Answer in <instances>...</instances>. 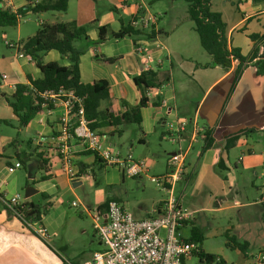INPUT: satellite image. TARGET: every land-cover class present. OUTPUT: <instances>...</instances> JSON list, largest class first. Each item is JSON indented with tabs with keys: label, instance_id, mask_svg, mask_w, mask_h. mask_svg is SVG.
<instances>
[{
	"label": "crops",
	"instance_id": "crops-1",
	"mask_svg": "<svg viewBox=\"0 0 264 264\" xmlns=\"http://www.w3.org/2000/svg\"><path fill=\"white\" fill-rule=\"evenodd\" d=\"M8 1L6 8L14 11L38 0ZM146 5L147 0H69L65 12L29 13L16 26L0 28L3 38L9 28L16 30L12 39H4V47H0V94L11 95L15 84L27 83V76L41 78L35 62L19 57L16 48V43L34 35L41 23L75 21L86 29L87 38L75 42L84 49L79 58L80 80H106L110 87L109 105L114 111H124L127 105L139 102L140 92L132 78L139 73L147 53L152 57V70L162 81L159 88L147 92L149 103L141 109L139 126L122 124L95 130L104 149L145 161L147 170L137 177H127L116 166H106L76 139L69 140L72 174L64 172L55 153L64 106L57 104L37 114L28 125L18 127L17 117L0 96V106L7 108L6 116L0 119L8 120L14 130L13 135L0 137V264H80L88 259L92 252L101 249L93 228L94 212L104 213L106 203L116 200L135 218L156 215L165 194L148 176L165 173L170 154L178 150L184 153L185 161L175 190L181 203L194 213L241 207V191L248 188L256 191V202L264 197V181L258 184L254 179H240L250 169L256 177L264 175V75L256 74L249 64L230 90L238 62L233 61L227 70L210 65L211 56L201 47L188 15L181 18L188 20L184 23L188 25L174 42L162 37L164 31L158 23L154 25V36H137L136 42L146 49L143 55L135 53L132 37L112 39L110 31L129 24L133 15L150 13ZM210 8L221 14L229 46L239 48L247 56L252 48L248 35L264 29V4L244 0L237 6L236 0H211ZM29 16L34 22L28 20ZM99 26L109 29L102 43L98 41ZM104 57L116 61L104 63ZM43 61L68 64L67 56L56 50L44 53ZM106 105L102 101L100 108ZM181 118L190 122L173 141L166 122ZM248 127L258 131L240 137L230 149L224 148L225 136ZM207 128L212 129L214 141L203 150ZM167 141L172 145H167ZM38 154L47 160L42 167L38 166ZM16 161L21 167L8 173L7 166ZM137 186L139 197L131 195ZM146 191L150 195L144 204L142 196ZM15 193L21 194V203L38 208L39 219H27L31 228L3 204V197ZM73 201L76 207L72 206ZM35 207L30 214L37 211ZM40 229L44 230L43 235L38 232Z\"/></svg>",
	"mask_w": 264,
	"mask_h": 264
},
{
	"label": "trees",
	"instance_id": "trees-1",
	"mask_svg": "<svg viewBox=\"0 0 264 264\" xmlns=\"http://www.w3.org/2000/svg\"><path fill=\"white\" fill-rule=\"evenodd\" d=\"M69 0H38L36 2L29 1L27 4L16 8L14 11L3 7L0 4V28L8 26H16L20 19L29 13L37 14L40 12H65ZM187 3V15L193 22L194 29L198 34L201 47L211 56L210 65H219L224 70L231 67L233 61L238 64L234 71V79L230 90L233 89L239 80L243 70L249 64L255 68L258 75H264V29L261 33L248 35L252 42V48L247 56H243L240 49L229 46L225 35V23L221 14L212 11L210 8L211 0H184ZM244 0H236L238 3ZM260 2L263 0H252ZM136 19L133 15L132 20ZM108 28L104 26L98 27V41H105L104 35L108 32ZM112 39H120L123 37H132L136 44L137 36L150 38L154 36V25L150 31H145L134 27L130 22L127 25L121 24L116 32L110 31ZM86 29L77 25L75 21L41 23L36 33L24 40L16 43V48L23 55L30 57L36 67L41 72V78L33 79L27 76V83H17L11 95L0 94L5 103L11 108L13 114L18 119V127H24L37 115L54 107L50 98H44L42 94L47 91H58L59 89L71 91L74 96L81 99L84 107V117L88 121V126L92 130H97L104 126L118 127L122 124L141 123V109L148 105L149 100L147 92L150 89L159 88L162 81L157 79L155 70L143 69L139 66V73L133 76V82L140 92V99L136 105H127L124 111H114L110 108V87L106 80L97 79L89 83H83L79 74V58L83 52V48L76 46L75 42L79 39H86ZM49 50H56L61 55L67 56L68 64L60 65L56 62H44L43 55ZM104 63H113L116 58H102ZM1 79V78H0ZM106 102V107L101 109V102ZM157 105L158 102L153 103ZM0 122L9 124L5 119ZM258 129L248 127L240 129L230 135L224 137V148L230 149L236 141L243 136L256 132ZM120 133V131H117ZM212 129L205 130L204 144L202 149H206L213 143L211 136ZM39 159V167L47 163V160L41 154L37 155ZM30 208V209H27ZM34 205L23 203L18 211L27 220L33 218L38 220L40 215L38 208L36 214H30L34 209ZM262 220L264 221V210L262 212ZM227 244L233 249L239 250L246 256L248 242L239 240L236 236L225 234ZM191 241L198 244L196 256L199 261L206 263L214 262L215 255L205 253L200 247L203 239L202 231L192 224L190 228ZM222 260L214 264H222Z\"/></svg>",
	"mask_w": 264,
	"mask_h": 264
},
{
	"label": "built area",
	"instance_id": "built-area-1",
	"mask_svg": "<svg viewBox=\"0 0 264 264\" xmlns=\"http://www.w3.org/2000/svg\"><path fill=\"white\" fill-rule=\"evenodd\" d=\"M3 7H9L8 0H0ZM157 17L151 13L136 17L130 23L139 29L151 28L156 24ZM8 44V43H7ZM137 55H143L146 49L143 45L134 44ZM23 57V53H18ZM28 57V56H25ZM31 59L30 57H28ZM152 57L146 55L143 69H152L149 64ZM160 60L157 59V63ZM50 98L53 105L61 104L64 112L58 121V142L55 147L56 156L62 170L72 174V154L69 140L76 139L92 153L96 154L106 166H116L127 177H137L146 172L144 160L134 159L131 155L120 156L104 149L98 140L95 130L88 126L84 117V107L81 99L71 91L59 89L42 94ZM189 119L181 118L167 121L170 138L176 141L189 124ZM184 153L180 150L170 154L166 171L159 176H148L151 182L157 184L165 196L159 203L157 214L147 218H135L120 202L109 200L104 213L97 210L92 216L93 228L99 238L101 249L91 253L90 257L80 264H187L189 258L198 251V244L184 236L182 229L193 220L194 211L181 203L175 190L177 182L184 173ZM21 167L19 161L7 166V172L12 173ZM21 194L15 193L3 197L5 208L17 216L24 226L31 228V223L18 211L23 204ZM264 204V197L261 198ZM76 207V201L72 202ZM43 235L44 230H38ZM219 258H214V263ZM253 264H264V252L258 253Z\"/></svg>",
	"mask_w": 264,
	"mask_h": 264
},
{
	"label": "rangeland",
	"instance_id": "rangeland-1",
	"mask_svg": "<svg viewBox=\"0 0 264 264\" xmlns=\"http://www.w3.org/2000/svg\"><path fill=\"white\" fill-rule=\"evenodd\" d=\"M260 2L264 4V0ZM146 6L150 13L157 17L156 24L158 23L159 28L164 31L162 32V37L169 38L171 42H174V39L182 32L184 25H188L184 24L188 20L182 21L183 18L187 17V3L184 0H147ZM28 20L34 22L32 16H29ZM188 23L192 26L190 19ZM9 29V33L4 38L0 32V47H4V39L9 40L14 36L16 30L14 28ZM243 30L240 29V31ZM5 114H7V108L1 105L0 116L5 117ZM11 126L13 125L10 122L9 124L0 122V137L13 135L14 130ZM17 128L15 126L16 130ZM167 142V145H172L170 141ZM261 171L264 172V167ZM240 179H254L255 183L262 184L264 175L256 177L252 169H250L244 171ZM250 190L248 188L246 192L241 191L242 193L239 197L242 203L241 207H233L224 212H195L190 224L182 229L183 235L190 236V228L194 224L203 233V239L200 243L203 252L215 255V257L222 260V264H253L257 254L264 252V221L262 220L264 204L262 199L260 203L256 202L258 195H256L255 190L254 192ZM139 191L140 189L137 186V189L131 195L139 197V194H137ZM148 195L150 193L146 191L144 196H142L144 204L148 202ZM226 232L229 235L236 236L241 241L245 240L248 242L246 256L239 250L228 246L225 237ZM187 264H214V262L199 261L195 254L188 259Z\"/></svg>",
	"mask_w": 264,
	"mask_h": 264
}]
</instances>
